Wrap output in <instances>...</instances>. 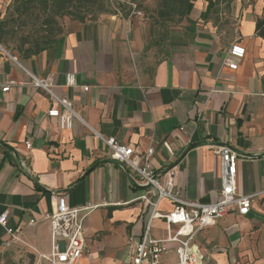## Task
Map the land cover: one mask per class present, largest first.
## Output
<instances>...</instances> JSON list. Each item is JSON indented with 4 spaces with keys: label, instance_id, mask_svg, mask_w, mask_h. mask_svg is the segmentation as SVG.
I'll return each instance as SVG.
<instances>
[{
    "label": "crops",
    "instance_id": "1",
    "mask_svg": "<svg viewBox=\"0 0 264 264\" xmlns=\"http://www.w3.org/2000/svg\"><path fill=\"white\" fill-rule=\"evenodd\" d=\"M263 15L264 0H194L177 24L115 9L82 22L64 17L58 42L36 55L0 44L1 83L15 82L0 89V213L7 211V227L21 240L0 226V264H33L30 246L50 252L41 215L52 209L53 195L70 207L91 206L79 214L80 264H126L150 211L137 199L144 188L95 133L140 153L153 146L149 167L174 168L181 197L200 203L220 198V159L208 145H228L238 155L237 192L257 195L246 215L230 211L192 241L202 264H264V40L255 34ZM234 42L245 54L229 69L223 59ZM66 73L76 86H65ZM54 96L71 102L70 129L47 115L58 107ZM172 207L163 200L159 212ZM150 234L167 237L165 221L154 219ZM175 258L169 251L161 263Z\"/></svg>",
    "mask_w": 264,
    "mask_h": 264
},
{
    "label": "built area",
    "instance_id": "2",
    "mask_svg": "<svg viewBox=\"0 0 264 264\" xmlns=\"http://www.w3.org/2000/svg\"><path fill=\"white\" fill-rule=\"evenodd\" d=\"M128 4L132 14L143 16L134 3ZM244 54L245 48L234 42L228 48L223 64L229 69H236L238 60L242 59ZM33 80V85L50 92V85L45 81ZM64 83L67 87L76 86L75 75L66 73ZM13 84L15 82L9 80L3 85L0 77L2 92L8 91ZM87 89L86 86L83 87L84 91ZM54 98L58 107L49 109L47 115L56 119L59 129H70L72 119L76 116L71 102L66 98L56 96ZM95 137L107 146L111 160L129 169L133 183L144 188L137 199H140L150 211L141 238L131 241L128 245L126 264H163L161 259L169 251H173L176 258L175 261L166 264H202V252L192 241L194 235L206 227L213 226L219 218L230 211L246 215L252 199L257 195L237 192L235 179L238 155L228 145L217 143L208 145L220 159V198L214 203H200L181 197L175 185L174 168L157 172L149 167V160L154 153L153 146L140 153L136 152L132 145L120 143L114 137H106L100 133H95ZM161 145L172 151L167 141H163ZM25 147L30 149L28 141L25 142ZM52 200V209L41 215V219L49 225L51 250L49 253H41L30 246V250L36 254L33 264H80L85 247V229L79 214L90 210L91 206L70 207L60 195H53ZM163 200L171 202L173 207L167 212L160 213L159 205ZM6 217L7 211L0 213V226L5 228L12 239L21 241L17 230L7 227ZM156 218L165 221L168 235L164 239L153 238L150 234L151 223ZM33 223L35 220H30L29 224ZM174 226H177V230L170 234ZM170 243H176L172 250L168 246Z\"/></svg>",
    "mask_w": 264,
    "mask_h": 264
},
{
    "label": "trees",
    "instance_id": "3",
    "mask_svg": "<svg viewBox=\"0 0 264 264\" xmlns=\"http://www.w3.org/2000/svg\"><path fill=\"white\" fill-rule=\"evenodd\" d=\"M193 1L158 0L156 16L151 19L156 24H165L168 22L177 24L190 13ZM12 6L17 16L29 12L33 13L35 10L41 11L43 13L41 25L44 28L50 23H55L59 17L70 16L72 19L82 22L87 19L86 16L89 13H114L106 9L103 0H13ZM3 22L0 16V44L12 53L11 49L3 41ZM61 33L62 25L60 24L58 31L57 29H50L45 35H41L33 46L25 48L22 56L36 55L53 46L58 42ZM255 34L264 40V15L256 19Z\"/></svg>",
    "mask_w": 264,
    "mask_h": 264
},
{
    "label": "rangeland",
    "instance_id": "4",
    "mask_svg": "<svg viewBox=\"0 0 264 264\" xmlns=\"http://www.w3.org/2000/svg\"><path fill=\"white\" fill-rule=\"evenodd\" d=\"M12 3L13 0L0 3V16L4 21V44L11 49L13 54L18 56H22L25 48L33 46L41 35H45L50 29H57L58 31L60 24H62L64 20V17H59L56 19L55 23H50L44 28L41 25L43 19V13L41 11L35 10L33 13L29 12L17 16ZM103 3L110 12H115V9L128 12L130 7L128 3H134L137 9L142 12L143 16L154 18L156 16L158 0H103ZM99 14L101 13H89L86 17L87 19H93ZM65 17L72 19L70 16Z\"/></svg>",
    "mask_w": 264,
    "mask_h": 264
}]
</instances>
